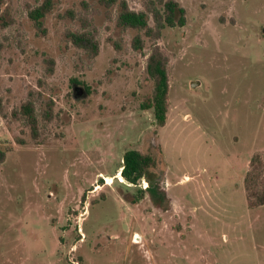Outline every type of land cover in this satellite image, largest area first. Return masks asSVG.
Listing matches in <instances>:
<instances>
[{"label": "rangeland", "instance_id": "rangeland-1", "mask_svg": "<svg viewBox=\"0 0 264 264\" xmlns=\"http://www.w3.org/2000/svg\"><path fill=\"white\" fill-rule=\"evenodd\" d=\"M178 1L187 21L160 39V126L142 106L151 40L141 31L145 47H133L139 31L118 25L119 5L57 0L41 33L28 13L43 0H0V264H264V205L249 208L245 189L252 157L264 158V0ZM69 30L93 32L99 54ZM31 93L38 138L14 115ZM132 148L157 159L138 185L120 174Z\"/></svg>", "mask_w": 264, "mask_h": 264}, {"label": "trees", "instance_id": "trees-1", "mask_svg": "<svg viewBox=\"0 0 264 264\" xmlns=\"http://www.w3.org/2000/svg\"><path fill=\"white\" fill-rule=\"evenodd\" d=\"M57 0H43L36 7L29 10L35 28L45 33V17L49 14ZM100 4L110 10L119 5L117 23L124 28L137 29L139 32L133 40V47L142 50L145 47V38L151 40V48L146 61V74L153 82V91L143 103V108L153 109L157 123L164 126L167 121L169 110V93H170V75L169 55L160 45V39L163 30L167 27L183 26L187 21L186 10L178 0H144V9L136 10L132 8L127 0H97ZM150 18L153 25L150 24ZM70 41L79 49L84 50L88 57L94 58L99 54L100 43L91 31H67ZM51 64L50 71H53L54 60L48 59ZM17 118H24L31 128L34 138L40 134L39 118L37 114V100L30 97L24 101L19 109L14 111ZM43 116L47 120H52L53 102H48L47 107L43 110ZM23 143V139H19ZM6 152L0 149V162H4ZM157 165V159L150 153L143 152L139 149H128L123 156V164L120 174L126 182L138 185L142 180L148 177L151 168ZM250 168L245 176V189L247 192V203L249 208H257L264 205V158L260 154L252 157ZM154 186L138 189V195L134 201L142 199L149 190L153 191ZM158 194L153 191V195Z\"/></svg>", "mask_w": 264, "mask_h": 264}, {"label": "water", "instance_id": "water-1", "mask_svg": "<svg viewBox=\"0 0 264 264\" xmlns=\"http://www.w3.org/2000/svg\"><path fill=\"white\" fill-rule=\"evenodd\" d=\"M199 84H200V81L199 80H194V81H192L191 86L192 87H196Z\"/></svg>", "mask_w": 264, "mask_h": 264}, {"label": "bare ground", "instance_id": "bare-ground-1", "mask_svg": "<svg viewBox=\"0 0 264 264\" xmlns=\"http://www.w3.org/2000/svg\"><path fill=\"white\" fill-rule=\"evenodd\" d=\"M140 241V236L139 234L136 235V238H135V242H139Z\"/></svg>", "mask_w": 264, "mask_h": 264}]
</instances>
